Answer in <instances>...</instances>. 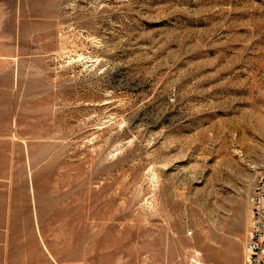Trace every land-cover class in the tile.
I'll list each match as a JSON object with an SVG mask.
<instances>
[{"label": "rangeland", "instance_id": "1", "mask_svg": "<svg viewBox=\"0 0 264 264\" xmlns=\"http://www.w3.org/2000/svg\"><path fill=\"white\" fill-rule=\"evenodd\" d=\"M35 25H0V264H244L264 0H64Z\"/></svg>", "mask_w": 264, "mask_h": 264}, {"label": "crops", "instance_id": "2", "mask_svg": "<svg viewBox=\"0 0 264 264\" xmlns=\"http://www.w3.org/2000/svg\"><path fill=\"white\" fill-rule=\"evenodd\" d=\"M64 0H0V25L17 32L41 31L35 24L53 22Z\"/></svg>", "mask_w": 264, "mask_h": 264}, {"label": "built area", "instance_id": "3", "mask_svg": "<svg viewBox=\"0 0 264 264\" xmlns=\"http://www.w3.org/2000/svg\"><path fill=\"white\" fill-rule=\"evenodd\" d=\"M244 264H264V169L251 197Z\"/></svg>", "mask_w": 264, "mask_h": 264}]
</instances>
